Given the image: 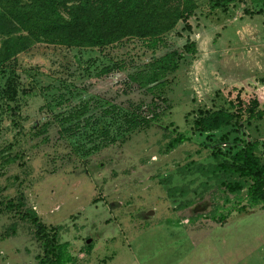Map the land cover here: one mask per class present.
<instances>
[{
  "label": "rangeland",
  "instance_id": "1",
  "mask_svg": "<svg viewBox=\"0 0 264 264\" xmlns=\"http://www.w3.org/2000/svg\"><path fill=\"white\" fill-rule=\"evenodd\" d=\"M165 9L154 34L103 47L34 43L16 56L13 100L0 69V264H38L28 208L66 245L67 264H264V210L210 220L225 194L185 168L217 151L227 158L242 135L264 161V116L192 130L198 110L237 96L264 110V0ZM174 53L175 69H161ZM177 133L187 140L166 151ZM174 186L186 195L169 196Z\"/></svg>",
  "mask_w": 264,
  "mask_h": 264
},
{
  "label": "trees",
  "instance_id": "2",
  "mask_svg": "<svg viewBox=\"0 0 264 264\" xmlns=\"http://www.w3.org/2000/svg\"><path fill=\"white\" fill-rule=\"evenodd\" d=\"M169 0H0V69H9L4 94L13 100L17 94L14 64L17 54L27 51L37 42H48L67 47H103L126 35L154 34L165 26L162 23ZM181 17L176 14V19ZM185 51L193 52V44H186ZM181 54H170L161 69L172 71ZM264 110L256 97L243 102L239 96L230 101L229 107L198 110L192 121V130L211 133L226 126L242 125L261 120ZM146 121V118H142ZM134 121V120H133ZM136 122L133 123L135 125ZM187 140L175 134L166 144V151ZM241 146L222 158L213 152V162H189L186 169H193L214 181L225 194L221 205L207 216L222 223L233 213L247 212L254 206L264 210V161L256 154L258 140L247 141L243 135ZM169 196L186 195L187 188H168ZM229 195L232 197L230 198ZM20 206V205H19ZM21 207V206H20ZM22 219L34 226V234L42 242L38 264H67L70 256L65 244L56 242V234L49 233L33 209H25Z\"/></svg>",
  "mask_w": 264,
  "mask_h": 264
}]
</instances>
